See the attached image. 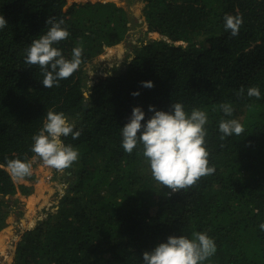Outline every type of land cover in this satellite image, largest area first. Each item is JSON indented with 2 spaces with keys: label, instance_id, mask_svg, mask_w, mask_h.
I'll return each mask as SVG.
<instances>
[{
  "label": "trees",
  "instance_id": "trees-1",
  "mask_svg": "<svg viewBox=\"0 0 264 264\" xmlns=\"http://www.w3.org/2000/svg\"><path fill=\"white\" fill-rule=\"evenodd\" d=\"M143 1L136 21L113 0H0L8 21L0 30V235L12 226L18 192L34 191L39 157L31 144L47 111L65 113L81 133L64 138L79 150L65 169L68 186L47 216L23 231L12 264H141L143 251L169 235L196 231L216 243L203 264H264V0ZM225 14L243 18L235 37L224 29ZM48 18L69 30L56 45L65 56L83 48L79 68L51 88L24 60L30 42L50 27ZM136 31L124 69L89 74L87 64ZM145 80L154 86L143 87ZM250 86L260 88L259 99L246 95ZM175 102L208 112L215 172L173 192L152 177L141 145L123 150L121 127L136 105L147 118L148 105L169 110ZM226 102L244 132L221 139L218 124L226 117L219 105ZM17 157L32 164L19 185L7 170Z\"/></svg>",
  "mask_w": 264,
  "mask_h": 264
},
{
  "label": "clouds",
  "instance_id": "clouds-1",
  "mask_svg": "<svg viewBox=\"0 0 264 264\" xmlns=\"http://www.w3.org/2000/svg\"><path fill=\"white\" fill-rule=\"evenodd\" d=\"M224 29L231 36L239 34L243 23L241 15L225 14ZM8 21L0 15V30ZM47 31L37 35L26 49L24 57L28 65H36L43 72L41 80L45 88L58 85L60 80L70 77L82 63V45L75 46L70 56L56 45L69 37L70 33L62 19L48 18ZM131 61V59H129ZM143 87L152 88V80L141 82ZM139 90L132 92L138 96ZM238 94H245L241 87ZM248 97H261L258 86L246 90ZM219 110L226 118L221 119L218 131L221 139L232 135H241L244 127L240 121L231 118L233 106L222 103ZM146 112L140 105L132 108L127 122L121 127V147L129 154L138 145L146 159L152 177L173 192L188 188L201 177L215 172L209 162V151L206 144L208 112L201 108L186 110L181 102L172 103L169 110L157 109L148 105ZM80 130L63 112L49 110L42 128L32 138L31 151L46 166L56 170L69 168L79 158V150L65 143L64 138L71 135L75 140ZM32 164L27 159L13 158L7 161V170L13 178H23L31 173ZM264 231V223L260 224ZM216 252V243L206 232L196 231L190 234L169 235L166 240L157 243L142 253L141 264H203Z\"/></svg>",
  "mask_w": 264,
  "mask_h": 264
},
{
  "label": "rangeland",
  "instance_id": "rangeland-1",
  "mask_svg": "<svg viewBox=\"0 0 264 264\" xmlns=\"http://www.w3.org/2000/svg\"><path fill=\"white\" fill-rule=\"evenodd\" d=\"M75 1L85 2L86 0H70V2ZM113 1L128 7L135 16L136 21L141 18L145 8L143 0ZM141 27L139 26V28ZM137 33V31L134 32L124 42L108 49L101 58L87 64L85 68L89 74L94 75L107 70L114 72L124 69L126 66L123 64V60L124 58L131 59L130 51L133 48V43L137 42L135 36ZM35 161L36 176L31 180L34 184V191L30 195H23L21 191L18 192L19 200L14 205V211L8 219L12 223V226L1 232L3 234L0 235V264H12L15 247L23 231L28 226L36 223L38 219L46 217V207L53 201L58 204L63 188L68 186L67 177L69 174L65 173V169L56 170L46 166L40 158H36ZM14 180L18 185L25 181L24 178H14Z\"/></svg>",
  "mask_w": 264,
  "mask_h": 264
},
{
  "label": "water",
  "instance_id": "water-1",
  "mask_svg": "<svg viewBox=\"0 0 264 264\" xmlns=\"http://www.w3.org/2000/svg\"><path fill=\"white\" fill-rule=\"evenodd\" d=\"M86 95H88V92L85 93ZM62 197V196H61Z\"/></svg>",
  "mask_w": 264,
  "mask_h": 264
}]
</instances>
